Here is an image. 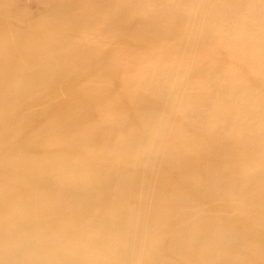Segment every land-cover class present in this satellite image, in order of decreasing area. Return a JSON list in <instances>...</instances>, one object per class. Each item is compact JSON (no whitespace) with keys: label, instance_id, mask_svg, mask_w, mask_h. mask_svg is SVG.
Listing matches in <instances>:
<instances>
[{"label":"clouds","instance_id":"obj_1","mask_svg":"<svg viewBox=\"0 0 264 264\" xmlns=\"http://www.w3.org/2000/svg\"><path fill=\"white\" fill-rule=\"evenodd\" d=\"M0 264H264V0H0Z\"/></svg>","mask_w":264,"mask_h":264}]
</instances>
